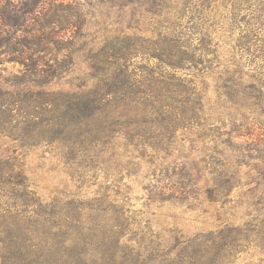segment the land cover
Segmentation results:
<instances>
[{
    "label": "rangeland",
    "instance_id": "rangeland-1",
    "mask_svg": "<svg viewBox=\"0 0 264 264\" xmlns=\"http://www.w3.org/2000/svg\"><path fill=\"white\" fill-rule=\"evenodd\" d=\"M5 4L34 9L15 43L45 28L35 56L56 74L49 84L27 82L29 55L0 54V205L23 171L28 191L46 201L127 199L128 211L142 227L149 220L172 254L200 232L259 225L264 29L262 42L245 30L264 19V0H0V13ZM180 51L189 63H180ZM168 80L175 81L161 91ZM126 81L142 88L137 100L122 96ZM110 82L123 86L103 114L110 127H82L87 135L55 141L47 124L35 127L51 118L60 93L105 91ZM233 262L264 264V246L246 244Z\"/></svg>",
    "mask_w": 264,
    "mask_h": 264
},
{
    "label": "trees",
    "instance_id": "trees-1",
    "mask_svg": "<svg viewBox=\"0 0 264 264\" xmlns=\"http://www.w3.org/2000/svg\"><path fill=\"white\" fill-rule=\"evenodd\" d=\"M26 4L18 7L5 4L6 7H2L0 54L29 55L27 59L31 63L25 64L22 78L27 79V82L38 84L32 80L38 79L43 84H49L54 79L56 70L45 71L46 62L42 57L35 56L46 45L47 37L41 36L45 33V28L28 30L26 33L29 37L19 42L20 48L15 43L18 42L17 32L21 31L26 17L34 10L26 8ZM255 22L257 26L251 22L246 24L245 33L262 42L258 30L264 29V19L258 18ZM7 34H11V37L3 39V35ZM179 55L180 63L190 62L188 52L183 54L180 51ZM12 56L10 61H16ZM170 66L182 68L177 62H172ZM174 81L168 80L165 89L161 91L167 92L168 86ZM104 86L105 91L97 86L90 90L92 92H59L60 98L55 97L50 101L54 105L51 118L36 123L35 127L47 124L52 129L53 141L63 140V136L74 131L79 134L76 136L87 135H83L86 131L82 127L99 126L101 130H105L103 124L110 127L111 120L110 117L103 116L108 111V99L122 90L123 86H116L113 82L105 83ZM141 89L137 86L133 88L126 81V90L122 96H129L125 101L137 100L134 97L141 93ZM190 111L193 112L194 108H190ZM113 114L117 115V112L114 111ZM79 167L85 169L82 163ZM88 167L93 168L91 164ZM185 175L181 173V176ZM17 178L12 184L17 188L0 205V264H233L234 257L246 244L264 246L263 216L259 225L253 228L225 226L217 231L200 232L185 241L183 247L173 254L168 248L164 252L161 248L169 240L162 233L153 231L149 220L142 227L136 215H132L126 208L127 199L110 198L106 195L80 199L69 195L54 196L46 201L36 192L28 191V179L23 171L17 174ZM168 178L171 180L174 177ZM172 182L181 186L182 190L186 186L178 181ZM262 207L264 211V204ZM173 232L174 237L171 239L177 242V233L180 232Z\"/></svg>",
    "mask_w": 264,
    "mask_h": 264
}]
</instances>
